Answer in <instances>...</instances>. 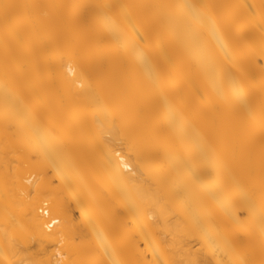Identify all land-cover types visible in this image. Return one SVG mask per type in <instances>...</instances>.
<instances>
[{
  "label": "bare ground",
  "instance_id": "obj_1",
  "mask_svg": "<svg viewBox=\"0 0 264 264\" xmlns=\"http://www.w3.org/2000/svg\"><path fill=\"white\" fill-rule=\"evenodd\" d=\"M0 264H264V0H0Z\"/></svg>",
  "mask_w": 264,
  "mask_h": 264
}]
</instances>
